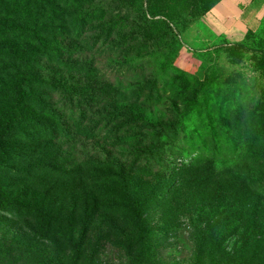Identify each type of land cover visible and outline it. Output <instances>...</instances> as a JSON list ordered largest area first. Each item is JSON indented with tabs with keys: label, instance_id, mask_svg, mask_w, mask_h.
<instances>
[{
	"label": "rangeland",
	"instance_id": "1",
	"mask_svg": "<svg viewBox=\"0 0 264 264\" xmlns=\"http://www.w3.org/2000/svg\"><path fill=\"white\" fill-rule=\"evenodd\" d=\"M168 1L144 29L146 0H0L6 264H264V35Z\"/></svg>",
	"mask_w": 264,
	"mask_h": 264
},
{
	"label": "crops",
	"instance_id": "2",
	"mask_svg": "<svg viewBox=\"0 0 264 264\" xmlns=\"http://www.w3.org/2000/svg\"><path fill=\"white\" fill-rule=\"evenodd\" d=\"M264 19V0H221L201 18L203 28L229 45L241 43L249 31H255ZM185 49L175 60V67L185 73L197 71L195 47L204 41L203 32L192 26L181 36Z\"/></svg>",
	"mask_w": 264,
	"mask_h": 264
},
{
	"label": "trees",
	"instance_id": "3",
	"mask_svg": "<svg viewBox=\"0 0 264 264\" xmlns=\"http://www.w3.org/2000/svg\"><path fill=\"white\" fill-rule=\"evenodd\" d=\"M148 5H149V10L146 15H148V18H146L145 15H139L127 17L130 20V24L133 22L135 19L137 24H140L139 27L146 29L147 28V23L149 21H152L154 18L159 17L163 18L164 20H167L166 17L170 14L169 12V6H168V0H146ZM185 4H187V17H200L204 16L206 13H208L219 1L221 0H216L212 4L203 7V6H197L195 4H192L190 0H183ZM137 14V12H136ZM138 17V19H136ZM264 22V19L262 20L261 24L258 26V28L255 31H249L245 37V39L242 41L244 42L250 35L256 34L257 32L261 33L264 35V29L262 27ZM184 23H187V20H184ZM184 30V29H183ZM182 31V30H181ZM255 44H257L256 39L254 40ZM241 42V43H242ZM238 44H232V45H239ZM30 82V77L28 75V72H25L24 74L20 75L15 81H14V90H15V95L17 97V101L20 103V101L24 98L23 94V89L27 87V85ZM16 121L19 120V117L15 118ZM12 123H15L14 120L11 121ZM7 254L6 252L0 247V264H6L7 261Z\"/></svg>",
	"mask_w": 264,
	"mask_h": 264
}]
</instances>
